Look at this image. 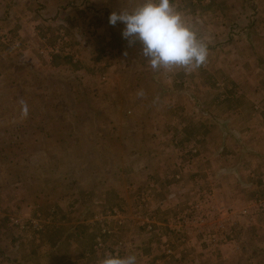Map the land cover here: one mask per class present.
<instances>
[{
  "label": "rangeland",
  "instance_id": "obj_1",
  "mask_svg": "<svg viewBox=\"0 0 264 264\" xmlns=\"http://www.w3.org/2000/svg\"><path fill=\"white\" fill-rule=\"evenodd\" d=\"M104 1L25 0L27 17L17 15V4H0V187L14 197L26 189L27 201L22 219L11 221L13 229L25 243L39 242L48 223L43 213L51 211L55 198L65 208L57 224L109 199L117 205L104 214L89 209L91 221L101 222L94 252L127 253L126 240L111 241V249L102 235L135 224L149 236L137 254L150 261L140 256L137 264H179L177 252L191 249L192 238L203 240L210 251L231 244L239 251L237 264H254L231 241L251 235L244 229L264 221L259 206L264 188L238 204L218 194L209 179L187 172L199 161L215 172L227 169L221 166L226 160L216 155L219 136L212 129L220 118L229 128L233 121L213 97L218 94L226 106L242 92L230 87L222 72L217 79L212 56L234 43L264 65V0H170L209 40L207 63L191 73L177 71L183 76L174 83L169 71L150 67L139 43L129 45L122 36L124 24L109 23L112 3L132 11L142 0ZM242 57L227 51L226 71ZM202 72L204 83L189 82ZM140 90L143 97L137 95ZM21 100L29 106L27 117ZM169 101L182 109L165 110ZM189 109L185 116L183 110ZM263 113L260 103L252 102L249 123L263 121ZM176 154L175 168L159 165ZM182 154L192 162H183ZM246 244L257 252L253 242Z\"/></svg>",
  "mask_w": 264,
  "mask_h": 264
},
{
  "label": "crops",
  "instance_id": "obj_2",
  "mask_svg": "<svg viewBox=\"0 0 264 264\" xmlns=\"http://www.w3.org/2000/svg\"><path fill=\"white\" fill-rule=\"evenodd\" d=\"M24 1L25 0H0V4H17V9L19 11L17 15L22 14L24 17H27L29 11L24 7ZM101 1L106 3L104 0ZM140 3L141 2H137V5ZM108 7L111 9L110 13L121 10L120 6L116 7L113 3ZM33 17L36 18V16ZM219 28V25L213 27L215 33H219ZM221 32L222 30H220V34ZM224 34L225 32L222 33V35ZM218 38L219 36L213 37L212 39L216 40ZM231 44L233 45L230 46L228 43V48L219 53L217 58L216 56L214 57V55L212 56V62L219 74L217 79L223 76V74L227 75L226 78L230 83V87L235 85L236 88L241 89L242 92L241 95H237L235 98L232 96V98H234L232 99L233 102L230 103L228 100L227 102L229 104L227 103L226 106L221 105L224 102H220L222 99L219 98L218 94L213 97L215 102L219 105V111L225 115H231L229 120L233 121L230 124V128L226 122L222 121V118H220L219 126L216 124V126H212V130H215L219 136V139L215 140L216 144L219 146V152L216 153V155L218 159H220V162L226 160V163L221 166L227 169H225L224 174H222V172L219 173L220 171L215 172L216 170L205 168L199 161L195 167L192 170L190 169L187 173L193 178L209 179L211 183H213L212 186H214L218 194L234 202L238 200V204H242L248 196L264 188V120L250 124L248 121L249 118H247V111L251 110L252 102L260 103L261 107L264 109V65L259 62H253L254 59L250 60L247 55L246 47L235 45L234 43ZM221 47H223V44H221ZM227 51L229 56L232 54L233 57L238 59L240 55H244V57L241 58V62L237 60L234 67L232 65L230 67L229 65L228 71H226V67L223 64L224 56H226ZM256 60L262 61L260 59ZM180 70L182 69L170 72V82L174 83L178 77L182 78L183 74L181 72L176 74V72ZM220 72L223 74L220 75ZM197 80L204 83L206 74L203 72L199 73L198 76L195 75V78L190 79L189 82L191 83ZM225 94L228 96V91ZM228 98H230V96H228ZM234 101L237 105H232ZM164 109L175 112L182 108H177L172 101H169L164 105ZM183 114L185 116L191 114L190 109L183 110ZM189 123L190 119L187 125H189ZM185 125L186 124H184V126ZM232 128L233 131L237 132V136L228 132V129L232 130ZM184 131L188 133L187 128H184ZM186 133L184 136H189ZM226 136L228 140L225 139ZM178 155L179 154L168 157L163 161L164 163L160 160L159 165H167L166 167L169 169L175 168V162L179 160ZM181 158L183 162H187L188 160L192 162L193 159L183 154ZM25 191L26 189L24 191L19 190L18 197H14L10 189H7L5 186L0 187V264H101L106 254L103 252L99 254L93 250L94 239L96 233H98L100 229L101 222L91 221L92 212L90 213L89 209H97L99 214H104L109 208L117 205V203H111L109 199L104 200L105 202L100 201L98 205H90L91 208L76 210L74 213L75 215H68L65 224H57V216H59L60 212L63 214L65 208L59 205L60 199L55 198L54 204L50 207L51 211L49 213H43V217L48 219L45 222L48 223L45 227V233L42 234V240L38 242L39 239H36L32 240V242L25 243L28 241H22L23 239L20 238L21 233L18 232L17 229H13V224L11 222L14 218L21 220V215L26 211L24 208L27 206V201L25 200V194H23ZM93 206L95 208H92ZM103 209H105V211H103ZM110 222H108L109 226H111ZM162 228L164 229V227ZM244 232H252V234H238L231 242L240 245V251L243 252L244 256L254 261V264H264V237H260L261 234H264V221L258 220L250 229H244ZM256 233H258V237H256ZM11 234L13 236H11ZM102 236L104 239L103 241H107L105 242L106 246L108 243L111 249H114V244H110L111 241L117 240L118 242L126 240L128 242L129 248L127 253L119 250L118 252H113L112 255L123 257L136 252L134 255L137 258L141 256L137 254L139 252L137 249H144L143 245L148 241L147 238H149V236L142 231L140 225L135 224H129L124 229H120L114 233L112 232L110 235L106 234ZM199 239L192 238L191 240L194 241H187V244L191 241V249L183 250V248H179L180 250L177 252L176 256L179 264H235V261L237 264L238 256L236 253L239 251L234 250L231 244L223 245L218 251H210L204 244V241ZM249 241L259 247L257 252H250L251 248L246 244ZM18 245L19 247H17ZM132 245L135 246V248H132ZM145 256L146 261H150L146 254L142 255L141 258L145 260Z\"/></svg>",
  "mask_w": 264,
  "mask_h": 264
},
{
  "label": "clouds",
  "instance_id": "obj_3",
  "mask_svg": "<svg viewBox=\"0 0 264 264\" xmlns=\"http://www.w3.org/2000/svg\"><path fill=\"white\" fill-rule=\"evenodd\" d=\"M118 22L125 25L122 36L129 45H141L142 56L153 70L191 73L208 61V38L170 0H142L132 11L111 12L109 23L115 26ZM137 95L145 93L140 90ZM21 105L27 117L29 106L23 100ZM101 264H137V257L106 254Z\"/></svg>",
  "mask_w": 264,
  "mask_h": 264
},
{
  "label": "built area",
  "instance_id": "obj_4",
  "mask_svg": "<svg viewBox=\"0 0 264 264\" xmlns=\"http://www.w3.org/2000/svg\"><path fill=\"white\" fill-rule=\"evenodd\" d=\"M259 206L264 207V197L262 198V200H260Z\"/></svg>",
  "mask_w": 264,
  "mask_h": 264
}]
</instances>
